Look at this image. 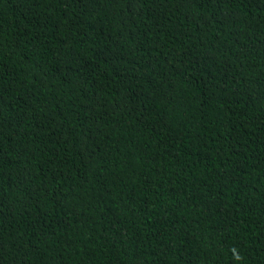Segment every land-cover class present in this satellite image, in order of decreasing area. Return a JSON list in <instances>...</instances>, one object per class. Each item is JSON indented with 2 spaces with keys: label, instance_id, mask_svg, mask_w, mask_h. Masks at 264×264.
Masks as SVG:
<instances>
[{
  "label": "trees",
  "instance_id": "trees-1",
  "mask_svg": "<svg viewBox=\"0 0 264 264\" xmlns=\"http://www.w3.org/2000/svg\"><path fill=\"white\" fill-rule=\"evenodd\" d=\"M0 264H264V0H0Z\"/></svg>",
  "mask_w": 264,
  "mask_h": 264
}]
</instances>
